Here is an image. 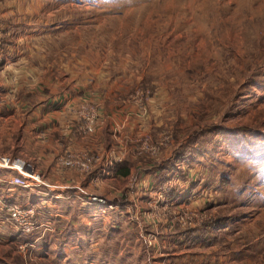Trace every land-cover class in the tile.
Instances as JSON below:
<instances>
[{"label":"rangeland","instance_id":"1","mask_svg":"<svg viewBox=\"0 0 264 264\" xmlns=\"http://www.w3.org/2000/svg\"><path fill=\"white\" fill-rule=\"evenodd\" d=\"M1 22L19 55L0 62V155L65 190L38 249L0 214V264H264V0H0ZM99 153L130 175L97 185L60 162ZM80 189L123 216L83 214Z\"/></svg>","mask_w":264,"mask_h":264},{"label":"built area","instance_id":"2","mask_svg":"<svg viewBox=\"0 0 264 264\" xmlns=\"http://www.w3.org/2000/svg\"><path fill=\"white\" fill-rule=\"evenodd\" d=\"M4 59V50L2 46V31L0 29V62ZM86 106L82 109L85 110ZM78 124L77 135H90L93 133L96 124L100 119L99 112L95 107L89 106L86 114L81 111ZM84 154V153H83ZM89 154V153H86ZM90 154L86 157L78 155L62 156L60 159L61 165L66 169H75L81 174H95L93 182L97 185L106 180L110 174L108 170L113 165L109 154ZM0 172H6L5 176L7 183L12 187H17L24 191L39 190L46 186V181L43 176L33 170L26 161L15 159L10 156L0 155ZM170 192L167 186L164 192ZM160 200L161 198H157ZM87 205L114 210L116 207L105 197L90 193L84 201ZM3 212L6 213V218L9 221L12 229L20 235L29 236L40 229L39 211L28 204L20 203L19 201H7Z\"/></svg>","mask_w":264,"mask_h":264},{"label":"crops","instance_id":"3","mask_svg":"<svg viewBox=\"0 0 264 264\" xmlns=\"http://www.w3.org/2000/svg\"><path fill=\"white\" fill-rule=\"evenodd\" d=\"M8 27H9L8 23H2V22L0 23V29L2 31V44L4 43L3 41L7 39V36H9L12 32V28L9 29ZM3 50H4L5 64H11L12 65L11 60L14 59V55H19V54H15V51L13 50V48L8 46L7 44L3 45ZM66 101H67L66 98H61V97H60V99H57V98L55 99L56 103L55 102L54 103H55V105H58V109H56V110H58L57 112H59V114L62 112H67L72 107L71 104L73 103V100H69L67 102ZM100 127L98 128L97 133L95 135L98 138L102 135ZM96 140H97V138H95V139L93 138V139H87V140H82V141H78V142H73L72 143L74 145L73 148L77 149V150H81V151L82 150L84 151L86 149L90 150L94 146H95L94 148H96V147H98L95 144ZM5 176H8L6 174V172H0V214L5 209V206H6L5 203L7 201H14V202L17 201L18 202V197L14 196L13 189L7 183V179L5 178ZM110 179H111V176H109L106 180L109 181ZM45 181H46V186L43 188H45L44 190L47 191L46 193L45 192L39 193L40 190H32V191H29V193H27V195L29 196L27 204L35 207L39 211V216H40L41 227L35 233V235L32 236V246L35 249H38L40 247V244L43 241H46L49 236L53 235L54 231L50 232L49 230H51V228H53V225L55 224V222L58 221V219H60V218L64 219L63 215L61 217L59 206L56 205L55 202H53L51 204L49 201L50 200H52V201L61 200L62 195L60 194V191L55 192L54 190H59V189L65 190V189L61 186H54L53 185L54 183L48 181L47 179ZM110 181L112 182V180H110ZM114 181H117V180H114ZM118 182H120V181H118ZM83 192L84 191H82L80 189V193L85 194V196L88 193L86 191H85V193H83ZM61 193H63V192L61 191ZM88 194H90V193H88ZM32 198L35 200V202H32ZM47 199H50V200L47 201ZM59 203H57V204H59ZM82 207H84V206H82ZM115 209H117V207ZM61 213L63 214L62 211H61ZM123 214H124L123 209H121V207H120V211L118 212V215H120V217H122ZM89 218L90 217L88 215L87 219L91 220ZM88 220H85V222L90 223V221H88ZM2 224H4V221L2 222ZM120 224L121 225L123 224L122 227H125L126 225H128V223L121 222L119 224L118 223L115 224V227H113V228H120V226H119ZM73 225H76V227L80 226V224L78 225L75 223H73ZM105 225H108V222L104 218V220H103V227L104 228H105ZM90 233H91V230L88 231V234H90ZM122 233H123L122 231L117 232L115 235L116 238H118L120 240L123 236ZM168 239L170 240V238H168ZM78 245H80V244H78ZM37 252L41 253L42 251L37 250ZM43 252H45V251H43ZM51 253L54 254V258H55V255H57L55 252L48 251L47 254L51 255ZM73 256L76 259H79L81 257V253H74ZM70 258L72 259L71 254L69 255L68 259H70ZM62 259L66 260L65 257ZM62 259H61V261H62Z\"/></svg>","mask_w":264,"mask_h":264},{"label":"trees","instance_id":"4","mask_svg":"<svg viewBox=\"0 0 264 264\" xmlns=\"http://www.w3.org/2000/svg\"><path fill=\"white\" fill-rule=\"evenodd\" d=\"M2 46H3V44H2ZM113 168L114 167H112V168H110L108 170L110 176L128 177L130 175V170L128 168H126V167H122L121 165H117V166H115L114 169ZM21 203L23 204L24 202H21ZM81 205L84 206V207L81 208L82 209L81 211H82L83 214L93 215V214L97 213L96 211H99L102 214H104V217L105 216L106 217H110L111 220H115L117 218H120V215H118V212L120 211V209H119L120 206H118L119 208L117 207V209L109 210V209H106V208H100V207L87 205L83 201L81 202ZM213 230L216 231L215 228ZM190 231H191V233H190ZM183 233L189 235L188 238H186V242L190 241L192 243V241L198 242V241H201V240L202 241H207V240L209 241V238L206 236L208 234L206 227H202L201 229H191L189 231L186 230Z\"/></svg>","mask_w":264,"mask_h":264}]
</instances>
